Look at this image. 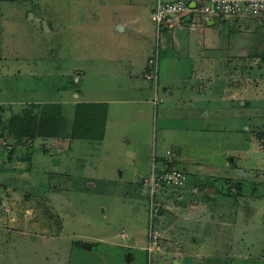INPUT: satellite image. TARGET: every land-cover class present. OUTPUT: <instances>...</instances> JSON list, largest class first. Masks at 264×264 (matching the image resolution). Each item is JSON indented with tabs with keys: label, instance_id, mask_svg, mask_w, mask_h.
Instances as JSON below:
<instances>
[{
	"label": "rangeland",
	"instance_id": "rangeland-1",
	"mask_svg": "<svg viewBox=\"0 0 264 264\" xmlns=\"http://www.w3.org/2000/svg\"><path fill=\"white\" fill-rule=\"evenodd\" d=\"M150 1L0 0V51L7 48L8 59L17 55L10 62L21 73L10 79L14 99L24 101L23 107L36 99L56 103L73 100L74 90L80 101L110 102L101 141L69 139L65 148L58 140L24 142L12 161L0 163V264H164L157 252L136 250L148 244L150 234L141 182L155 151L175 152V143L184 146L175 167L213 175L209 190L219 181L221 195L211 202L215 217L208 211L206 221L191 210L162 218L160 227L172 225L182 230L184 235L177 234L184 241H195L187 251L196 257L184 262L264 264V60L246 72L238 69L235 82L219 70L217 98L188 108L186 122L179 102H162L160 95L148 104L135 102L140 94L126 83L131 67L124 57L139 59L152 48L154 55L158 47L156 38L138 35L129 21L142 16L152 29L145 10ZM119 18L129 23L124 34L114 24ZM197 72L198 77L206 73ZM9 86L0 82V88ZM33 106L40 112L41 104ZM66 110L65 129H70ZM192 114L193 122L188 121ZM191 122L200 130L185 133ZM11 145L7 140L5 146ZM165 242L159 236L157 247H167Z\"/></svg>",
	"mask_w": 264,
	"mask_h": 264
},
{
	"label": "crops",
	"instance_id": "crops-1",
	"mask_svg": "<svg viewBox=\"0 0 264 264\" xmlns=\"http://www.w3.org/2000/svg\"><path fill=\"white\" fill-rule=\"evenodd\" d=\"M157 1L158 0H151L148 2L145 9L148 11L147 19L152 23V26L154 25L152 29H149L142 16L132 18L129 21L130 24L120 18L118 19V22L114 23L115 27H117V29L123 34L126 33L127 24H129L132 30L137 31L138 35L147 33L153 39H157L156 44L158 51H156L154 55L152 48L150 52L147 50L141 52V55L139 54V59L131 60L130 57H124V59H129L128 62L131 67L124 78L126 79V83L131 85L136 93L138 92L140 94L139 98L134 99L135 102L148 104L152 101L153 96L155 97L157 95H160V101L162 102H179L180 105H182L181 107L184 106L186 122L188 108H197L198 101H213L217 98L215 97L216 94L214 92L215 85H221L220 83L222 81V79H220L219 70H226L227 81L235 82L238 69L245 70L246 72L248 68L253 67L254 61L264 60V19L253 18L247 15L229 19L219 16L204 17L194 14L193 12H188L184 17L187 24L173 29L160 28L158 30L151 19V13L153 12ZM161 1L175 2L178 0ZM185 1L189 3L190 7H193L194 4L198 5L207 0ZM146 28L149 30L147 31ZM6 50L7 48H4L0 51V80L5 85H11L12 88L11 86L8 88H0V163L4 161H12L11 156L13 151L18 147L25 145L24 142L29 140L28 137L22 136V131L20 133L18 129L12 127L9 123L14 115L20 114L22 110L28 106L52 104L65 111L68 109L67 114H69L70 111L69 123L71 127L75 104L105 103L108 108L106 125L109 123L110 102L101 99L80 101L78 99L79 94H76V91L73 92L74 90L71 91V95H74L73 100L65 99V101L55 103V101L44 102L41 99H36L35 101H29L26 103L27 105L23 107L24 101L13 98V83L10 80L21 75L18 67L10 62L11 59L17 58V55L15 54L11 59H8L5 55L7 53ZM158 52L157 84L153 85L152 80H148L144 78V76L150 73L151 69L149 61L154 58V56H157ZM173 61H178L183 65L175 64ZM184 61H189V63L186 64L187 68L185 74ZM190 62L191 65L189 66ZM1 63H4V65ZM136 69L140 70L139 74L136 72ZM172 69H175V71ZM198 69H202L204 72H206V69L209 71L207 70L208 72H206L205 75L198 77ZM215 70L218 72L215 73ZM172 72L175 74L172 75ZM138 78L149 81L150 86L146 87V85H141L138 82ZM23 86H25L24 83ZM63 90L67 89L63 88ZM217 91H219V87ZM4 92L6 95H2ZM21 94H23L22 91ZM16 105L19 107L15 108ZM65 116L67 118V115ZM194 120H197V116H193L192 114L188 121L193 122ZM192 122L190 125L184 126L185 133L200 130L199 127ZM9 124L10 127H8ZM64 133H70V129H65ZM18 134L20 135V138ZM5 138H7L9 145L13 144V146L11 145L12 149L3 145ZM69 139V134H60L51 140H58L59 143H62L61 148H65ZM37 140L38 139H34L32 145ZM172 146L174 149L176 148L175 152L173 151L175 156H180L184 146L180 143H175ZM168 151L169 150L167 149H159L155 151L154 156L158 165L162 162L165 153ZM186 154H184V159H187L185 156ZM150 166L147 167L146 172H149ZM179 170L186 175L187 183L185 187L179 191H162L160 200H157V217L155 223L158 224L156 226L160 237L167 240V242H165L167 247L165 246L164 248H161V245V247H158V250L154 252L158 253L159 260H162L164 264H186L184 259L196 257V255L187 251L188 249H191L189 245L192 247L195 241L192 238L184 241V238L178 236V234L184 235L182 230L177 229L174 231L171 228L172 225L166 229L160 227L159 224H161L162 218L168 213H179V215H181L182 213H187L188 210H191V214L198 218V220H200L199 218H204L203 220L206 221L205 216L208 211H210L209 215L211 218L215 217V209L211 202L215 203V200L218 201L221 196L216 193L218 190L217 186L220 185L219 181L214 182L216 188L213 189V192L209 190L210 187L212 188L211 184L215 178L213 175H200L195 170H193L194 174L190 175L184 168ZM146 176L147 175L143 178ZM225 197L228 198L229 196ZM222 198L224 201L227 199L223 196ZM129 239L131 244H137L136 239ZM148 245L149 240L146 246L137 247L136 250L147 252ZM131 260L132 258L129 257L127 262L129 263Z\"/></svg>",
	"mask_w": 264,
	"mask_h": 264
},
{
	"label": "built area",
	"instance_id": "built-area-1",
	"mask_svg": "<svg viewBox=\"0 0 264 264\" xmlns=\"http://www.w3.org/2000/svg\"><path fill=\"white\" fill-rule=\"evenodd\" d=\"M188 12H193L204 17L219 16L226 19L247 15L253 18L264 19V0H207L190 7L185 0L175 2H163L158 0L151 19L157 29H173L187 24L184 17ZM150 73L144 78L157 79V56L149 61ZM7 138L3 145H6ZM32 143V140H27ZM174 152H166L162 162L158 165L155 156H152L149 174L142 179L141 185L145 189L148 199V217L150 225L149 245L147 252L150 254L156 250L159 231L154 226L156 219L157 195L162 191L182 190L186 183V175L175 167Z\"/></svg>",
	"mask_w": 264,
	"mask_h": 264
},
{
	"label": "trees",
	"instance_id": "trees-1",
	"mask_svg": "<svg viewBox=\"0 0 264 264\" xmlns=\"http://www.w3.org/2000/svg\"><path fill=\"white\" fill-rule=\"evenodd\" d=\"M31 105L10 120L12 127L24 131L28 139H53L62 135L65 130L64 109L58 106H41L40 112L34 113ZM39 108V107H38ZM107 104L77 103L73 108V119L70 127L71 140L101 141L105 134ZM232 194L230 193L228 195Z\"/></svg>",
	"mask_w": 264,
	"mask_h": 264
},
{
	"label": "water",
	"instance_id": "water-1",
	"mask_svg": "<svg viewBox=\"0 0 264 264\" xmlns=\"http://www.w3.org/2000/svg\"><path fill=\"white\" fill-rule=\"evenodd\" d=\"M177 154H178V150H177ZM83 246H84V247H90V245H88V244H86V243H84ZM129 257H130V256H128V258H129Z\"/></svg>",
	"mask_w": 264,
	"mask_h": 264
}]
</instances>
